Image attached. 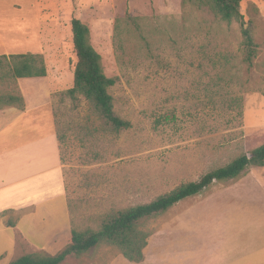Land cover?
<instances>
[{"label":"rangeland","instance_id":"obj_1","mask_svg":"<svg viewBox=\"0 0 264 264\" xmlns=\"http://www.w3.org/2000/svg\"><path fill=\"white\" fill-rule=\"evenodd\" d=\"M39 5L48 6L43 15L60 18L65 87L76 61L70 19L77 17L89 28L104 74L117 78L108 88L115 112L130 122L119 133L104 132L84 99L53 94L72 229L96 230L106 211L197 181L264 143V0L240 3L257 45L249 70L240 57V24L190 0H24L21 10L9 7L0 17L7 42L34 38ZM13 90L0 68V94ZM147 230L140 263L101 244L64 264H264V167L213 182ZM43 252L28 247L2 264Z\"/></svg>","mask_w":264,"mask_h":264},{"label":"crops","instance_id":"obj_2","mask_svg":"<svg viewBox=\"0 0 264 264\" xmlns=\"http://www.w3.org/2000/svg\"><path fill=\"white\" fill-rule=\"evenodd\" d=\"M22 1L0 0V17L9 7L21 10ZM47 11L48 6H36L34 38L7 42L0 25V56L40 55L46 71L44 76L15 78L22 109L0 106V264L12 252L28 247L54 254L71 238L64 165L51 104L53 94L70 88L72 81L69 76L70 85L65 87L67 66L62 40L55 33L60 18L43 15Z\"/></svg>","mask_w":264,"mask_h":264},{"label":"trees","instance_id":"obj_3","mask_svg":"<svg viewBox=\"0 0 264 264\" xmlns=\"http://www.w3.org/2000/svg\"><path fill=\"white\" fill-rule=\"evenodd\" d=\"M241 1L190 0L196 8L208 9L227 24L232 22L240 24V57L241 62L249 70L255 66L257 45L250 24L244 22L240 12ZM129 19L135 20L133 17ZM70 30L76 61L72 68V85L61 94L72 101L84 99L90 112L96 116L97 125L102 131L116 134L128 129L130 122L115 112L112 96L108 92V88L116 83L117 78L104 74L101 56L90 43L89 28L79 18L72 17ZM0 68H5L13 80L44 76L46 73L43 58L29 53L1 55ZM3 105H13L22 109L23 99L17 90H13L7 94H0V106ZM57 137L60 141L58 134ZM249 166L264 167V143L249 153H241L228 163L210 170L197 181L180 184L147 202L106 211L101 215L96 230L71 229L70 242L54 254L47 252L24 254L8 264H64L67 260L78 259L90 248L101 244L115 248L129 262L140 263L143 261V250L150 237L147 227L153 220L179 201L199 194L213 182L237 178Z\"/></svg>","mask_w":264,"mask_h":264}]
</instances>
